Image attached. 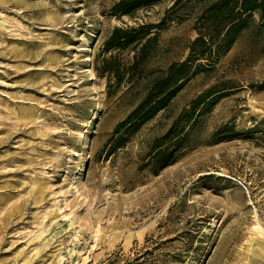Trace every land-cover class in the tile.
I'll list each match as a JSON object with an SVG mask.
<instances>
[{"label":"rangeland","instance_id":"1","mask_svg":"<svg viewBox=\"0 0 264 264\" xmlns=\"http://www.w3.org/2000/svg\"><path fill=\"white\" fill-rule=\"evenodd\" d=\"M116 1L0 0V264H264V13L111 149L206 0ZM140 25L129 71L145 39L106 38ZM211 87L159 168L153 141Z\"/></svg>","mask_w":264,"mask_h":264},{"label":"trees","instance_id":"2","mask_svg":"<svg viewBox=\"0 0 264 264\" xmlns=\"http://www.w3.org/2000/svg\"><path fill=\"white\" fill-rule=\"evenodd\" d=\"M151 1L153 0H118L113 4L112 9L114 13H129ZM179 1L181 0H176V2ZM255 13L259 15L264 13V0L203 1L200 13L202 19L197 27V35L188 44L187 56L183 60L170 63L158 75L149 78L142 97L134 108L115 125L110 138L111 149L121 146L127 136L164 109L191 75L212 68L219 57L230 48L238 34L247 27L251 16ZM146 26L147 28L143 32H140L142 25L117 26L106 38V44L109 47L117 48H124L128 44L145 39L135 49L129 71L145 61L148 53L147 45L154 39V37L148 36L151 26ZM105 61L107 60L105 59ZM106 63L108 64V62ZM192 64H194L193 67ZM140 76L137 75L136 78ZM121 80L122 77L118 76L117 83ZM217 91L211 87L201 94L200 100H194L191 107L183 109L168 130L153 141L152 157L159 162V168L166 165L172 151L181 145L184 135H186V125L195 121V110L204 100L203 97L211 96Z\"/></svg>","mask_w":264,"mask_h":264}]
</instances>
